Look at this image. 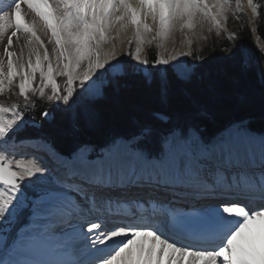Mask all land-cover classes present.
Listing matches in <instances>:
<instances>
[{
  "label": "snow or ice",
  "instance_id": "6c2138e0",
  "mask_svg": "<svg viewBox=\"0 0 264 264\" xmlns=\"http://www.w3.org/2000/svg\"><path fill=\"white\" fill-rule=\"evenodd\" d=\"M228 2L11 0L7 10L0 8V39L7 38L5 58H0V93L18 81L19 94L27 97L39 79L40 93L50 88L49 100L54 98L65 106L70 107L84 92V111H88L127 71L121 69L113 79L97 83L99 71L116 59L102 52L109 30L116 24L130 22L135 27L139 44L134 58L147 65V60H141L140 45L143 33L151 31L148 18L158 20L159 34L165 36L177 22L186 21L191 28L198 13L211 15L219 24L212 9L222 12ZM248 4L256 12L253 0ZM18 34L27 41V58L23 48L19 55L11 50L14 40L20 39ZM44 36L54 44L55 59ZM176 59L171 56L156 64L169 65ZM173 74L187 83L195 77L196 68H174ZM58 76L66 78L64 89ZM152 78L151 74L146 77L149 82ZM159 80L161 92L166 93L167 73ZM26 115L0 103V144L16 141L13 133L19 131ZM49 115L50 110L41 112L42 119ZM32 126H37L35 121ZM233 128L238 131L233 132ZM150 132V128H143L132 136H113L99 151L93 149L94 158L82 156L90 145L62 152L49 141L62 173H49L47 167L32 161L17 162L18 170H13L5 152L0 151V264H264V210H252L230 199L242 183L252 182L264 197V162L257 164L244 151L245 142L256 137L264 144V129L250 128L247 121L233 122L218 137L205 141L192 126L173 127L162 134L159 149L152 153L140 147ZM121 189L166 196L172 209L163 226L171 225L174 235L166 238L165 232L150 223L112 218L100 223L88 220L86 230L82 225L77 230V217L99 211L97 193L100 200L110 201L114 197L109 193ZM233 220L237 222L230 227ZM77 235L87 239L89 249L96 251L114 240L120 243L106 256L89 259L73 249ZM189 239H218L220 243L213 250H194L192 244L180 246ZM41 254L49 259L32 258Z\"/></svg>",
  "mask_w": 264,
  "mask_h": 264
},
{
  "label": "trees",
  "instance_id": "16d2710c",
  "mask_svg": "<svg viewBox=\"0 0 264 264\" xmlns=\"http://www.w3.org/2000/svg\"><path fill=\"white\" fill-rule=\"evenodd\" d=\"M254 2L258 8L256 31L264 41V0ZM244 15L238 14L244 23L236 29L238 39L215 38L193 53L198 64L190 82L178 81L173 68L167 66L168 89L162 93L157 55L151 49L147 52L151 82L148 75L126 63L127 71L88 111H84V97L76 96L69 107L49 100L52 94L32 93L28 99L17 95L19 109L27 115L25 128L13 135L50 141L62 152L90 145L95 156L111 137L132 136L143 128L151 132L140 146L147 144L151 152L159 149L162 134L173 127L192 126L205 140L238 121H247L258 131L264 129V52L258 51V67L244 64L241 43L254 45L253 30ZM111 79L113 75L108 76ZM48 110L51 115L42 119L41 112ZM156 111L167 113L169 120H160ZM33 121L37 126H32Z\"/></svg>",
  "mask_w": 264,
  "mask_h": 264
},
{
  "label": "rangeland",
  "instance_id": "374dc122",
  "mask_svg": "<svg viewBox=\"0 0 264 264\" xmlns=\"http://www.w3.org/2000/svg\"><path fill=\"white\" fill-rule=\"evenodd\" d=\"M210 1L212 2L213 0H209V4H210ZM133 3H135V0H133ZM247 3H248V0H239V3H237V0H229L228 4L225 5V13H224L225 15L223 14V18H222L225 20L224 21L225 24L223 25L224 28H222L220 26H218V27L214 26V28H211V30H208L206 33H203L202 34L203 36L201 35V37H203L202 38L203 41L201 43H197L196 36H193V39H191V41H190L191 45L188 49V53H187L188 57L186 59L187 61L185 62L184 67L185 66H193L196 68L198 63L193 58V53L200 50L204 45L208 44L213 39L220 38V37H227V36L231 37V38H237L238 39V35L236 34V29L240 25L244 24L243 19L238 18V14L243 15V13H245L244 16H245V18H247L246 20H247V23L249 24V26L254 27V28L251 27V29L253 30L254 45L248 46V45H245L244 43H241L242 51H243V62L247 66L254 64V65H257V67H258V65H259L258 51L264 52V41H263V39L261 40L262 37L260 38L259 35L257 34L258 32L256 31L258 8L253 1V4L256 6L257 10H256V12L250 13V11H248L246 8ZM250 6L252 7V10H253V6L252 5H250ZM228 18H229V20H228ZM255 21H256V28H255V23H254ZM147 23L149 24L151 31L143 33L144 42L141 45L143 46V48H145L144 50L146 51L143 60L148 61L147 52H148V50H151V49L156 51L157 60L168 59L169 57L172 56L171 50H169V48L163 47V46H165L163 44L165 37L161 36L159 34L158 20L153 21V24H151L150 20L148 19ZM169 32L170 33H168V34H172L173 36H175L174 29L170 28ZM255 34L258 37L256 39H255ZM119 38H124V40L122 42L123 46H122V55H121V62L124 61L122 66H125L126 63H130V64L134 65L137 68V70L142 71L144 74H146V75L151 74L152 71L150 69L149 63L147 65H144L142 63H137V61H135V58H134L135 50H136V47L138 46L139 42H138V38L136 36L135 27L132 26L130 24V22H128L127 25H124V27L119 32H117L116 39H119ZM18 53H20V51ZM174 61H170L169 65H158L159 66V72H160L159 74L162 75V74L166 73V67L167 66H170L173 69L176 68L175 64H177L178 61L176 60L175 61L176 63ZM124 69H125V67H124ZM115 74L116 73H114L112 71L111 67H107L105 70H100L97 83H99L100 80L107 81L108 76H110V75L114 76ZM57 79H58V83L60 84L61 88H63V86H66V78H64L63 76H58ZM39 88H40V81H39V79H37V81L35 82V90L30 92L28 94V96L25 98L28 99L32 93H40ZM44 93L52 94L50 88H46ZM17 95H20L19 90H18V81L15 82V85L12 88H10V89L6 88L4 93H0V99L2 98L1 100L6 103V104H4L6 107H10L13 110H16V109H19V106L17 104L18 103ZM4 96H6V97L4 98ZM77 96L85 97V93L80 92V94ZM1 100H0V103H2ZM25 125H26V117L24 118L23 122L20 123L19 130L24 129ZM231 130L235 131V132L238 131L235 128H233ZM198 134L202 139H204L200 135V132H198ZM218 136H216V137H218ZM122 137H126V136H122ZM216 137H214V138H216ZM250 142H251L250 147L251 148L254 147V149H248V145L246 148V146L244 144V151L246 154L253 156V154L251 152L254 151L255 153L258 152V154L262 153V155H264V152H263L264 151V144H262L258 141V137H256L255 140H252ZM141 144H143V143H140V145ZM3 146H4V144H2L0 146V151H4V152L6 151L5 154H7V152H8L7 151V145H5L6 148H4ZM140 147H142L145 151H147V149H148L147 144H145L144 146H140ZM250 150H252V151H250ZM91 152H92V148L89 147L82 154V156L87 158L91 155ZM147 152H149V151H147ZM160 197H162V196H160Z\"/></svg>",
  "mask_w": 264,
  "mask_h": 264
},
{
  "label": "bare ground",
  "instance_id": "6f19581e",
  "mask_svg": "<svg viewBox=\"0 0 264 264\" xmlns=\"http://www.w3.org/2000/svg\"><path fill=\"white\" fill-rule=\"evenodd\" d=\"M212 2L210 1V5L212 4ZM10 3H11V0H5V2L2 4V6L0 8H3L4 10H7L6 6L9 5ZM23 7L26 9V5H24ZM246 8H247L248 11H250V13H253L252 7L248 3H247ZM212 13L214 15H217V19L219 21V24L215 23L212 20L211 15L205 16L203 13H198L193 19V26L191 28H189L187 26L186 21L177 22V23H174L173 26L171 27L172 29H174L175 36H173L172 34H168V33H170L169 31H168L167 35L164 36L165 40H164L163 44L165 46H163V47L169 48V50H171V55L178 58V59H176L178 61V63L175 64L177 69L184 67L185 62L187 61L186 60L187 57H188L187 53H188V49H189V47L191 45L190 41H191V39H193V36H196L197 43H201L203 41L202 40L203 37H201V35L203 33H206L208 30H211V28H214V26H217V27L220 26V27L224 28L223 25L225 24V22H224L225 20L222 19V18H223V14L225 13V7H224V10L222 12L219 9H215L214 8V9H212ZM31 18L32 17H31V14H30L28 19H31ZM148 19L150 20L151 24H153V20L151 18H148ZM228 20H229V18H228ZM254 23H255V28H256V21ZM127 24L128 23H126L125 25H127ZM123 27H124V25L116 24L112 29H110L109 33H108L107 40L104 43V45H102V52L103 53L109 54L110 56H114L116 58V59L110 61V65H111L110 67H111V69H112V71L114 73H118V72H120L121 69H124V66H122L124 61L121 62L122 46H123L122 42H123L124 38L116 39L117 32H119ZM252 28H254V27H252ZM18 35L20 36V39L18 41L14 40V43H13V46H12L11 50L16 52L19 55L21 53V49L23 48L24 57L27 58V41L23 39V34H18ZM259 37L261 38L260 35H259ZM256 38H258V37L255 34V39ZM43 39H44V42H45V45H46L48 51L52 53V58L55 59V54L53 53L54 44L49 42V36H44ZM261 40H262V38H261ZM138 42H139V40H138ZM6 45H7V38L5 37L3 39H0V58H5L4 57V53H5ZM140 47H141L140 56H141V60L143 61V58H144V55H145L146 51L144 50L145 48H143L142 45H140ZM19 51H20V53H18ZM137 63H139V62H137ZM85 67H86V65H85ZM80 71H81V74H82L83 69H81ZM233 132H235V131H233ZM246 143L249 144L251 142L250 141H246L245 145H246ZM1 145L2 144H0V146ZM37 146H41V145H39L37 143ZM250 146H251V144H250ZM3 147L5 148V145ZM26 148H28L27 151H29V152L32 151V147H26ZM17 149L21 150L22 147L17 148ZM39 150L41 152V153H39V156H43V155H45V153H47L46 150H44L43 146H41V148ZM7 151L9 152V154L7 156V158H8L7 162L12 165L13 170H18L16 168L17 162L28 163L29 160H30L22 152L15 153V152H13V151H11L9 149H7ZM48 151H51L50 148H49ZM47 155H48V157L52 158L50 156L49 152H48ZM255 156L256 157L254 159L253 158L252 159L257 164L264 162V155H262V153L258 154V152H257V153H255ZM48 157H46V159ZM38 165L46 167V165H44V164L43 165L38 164ZM49 173H51V172H49ZM247 186H252V184H247V185L241 184V186L236 190V193H239V194L241 193L240 196L243 197L242 194H244V193L242 192L243 191L242 189H244V187H247ZM136 191L137 190H135V189H129L130 193H136ZM143 193H145L147 196L149 195V193H147V192L138 191V194H143ZM253 195L256 196V197L258 196L255 193H253ZM160 196H164V195H158L157 193L154 194V197H159L160 198ZM245 196H247V195H245ZM260 196H261V194H260ZM113 197H116V196L114 195ZM127 209L128 208L125 206V210H127ZM118 210H120V209H118ZM104 211L105 210L102 211V215H101L102 217H106V215L108 214V212L110 210H107L105 213H104ZM113 214L117 215L119 213L114 211ZM124 217L126 219H128V221H133L130 217H126V216H124ZM88 220H90V219H87V217H85V216L77 217L74 220V223L77 226V230H79L81 225L86 230L87 227H88V223H87ZM93 235H95V234H93ZM88 239H91V237H89ZM72 243H73V248H75L76 250L78 249L80 252H82L83 249H85L86 251L92 250V249H89L88 240L85 239L82 235L75 236L73 238ZM180 246H182V245H180ZM194 250H201V249L194 248ZM203 250H205V249H203ZM93 253H95V252H93ZM93 253H91V254H93ZM38 256L41 257V256H45V255L41 254V255H38Z\"/></svg>",
  "mask_w": 264,
  "mask_h": 264
},
{
  "label": "water",
  "instance_id": "95a60500",
  "mask_svg": "<svg viewBox=\"0 0 264 264\" xmlns=\"http://www.w3.org/2000/svg\"><path fill=\"white\" fill-rule=\"evenodd\" d=\"M155 115L162 121L166 122L169 120L170 116L165 113V112H162V111H156L155 112Z\"/></svg>",
  "mask_w": 264,
  "mask_h": 264
}]
</instances>
